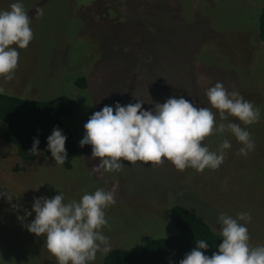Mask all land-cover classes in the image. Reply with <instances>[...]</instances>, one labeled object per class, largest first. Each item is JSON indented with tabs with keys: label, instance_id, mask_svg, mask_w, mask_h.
I'll return each instance as SVG.
<instances>
[{
	"label": "rangeland",
	"instance_id": "rangeland-1",
	"mask_svg": "<svg viewBox=\"0 0 264 264\" xmlns=\"http://www.w3.org/2000/svg\"><path fill=\"white\" fill-rule=\"evenodd\" d=\"M17 0H0L8 10ZM31 18L33 40L19 49L14 78L0 77L4 95L45 101L58 96L74 102L63 119L75 156L69 170L54 158L37 155L20 161L15 149L0 141V264H58L46 248V238L26 225L35 218L34 198L63 193L65 202L79 201L97 189L114 192L116 203L105 209L102 229L111 249L136 252L149 241L174 233L168 219L173 205L198 216L220 235L218 217L247 212L250 245H264V43L257 38L260 0H20ZM43 8V16L36 8ZM85 86H73L76 78ZM217 82L238 91L260 109L257 123L245 126L255 149L239 154L243 145L225 132L202 145L219 153L227 139L225 159L218 169L179 171L170 162L125 165L120 172L93 173L99 158L92 146L80 147L84 125L105 105L145 103L152 109L169 98H185L196 107H211L206 90ZM137 98V99H136ZM115 110V108H114ZM4 193V195H2ZM25 209L32 212L23 221ZM221 236V235H220ZM103 247V245L101 246ZM102 252L89 264H100Z\"/></svg>",
	"mask_w": 264,
	"mask_h": 264
},
{
	"label": "clouds",
	"instance_id": "clouds-1",
	"mask_svg": "<svg viewBox=\"0 0 264 264\" xmlns=\"http://www.w3.org/2000/svg\"><path fill=\"white\" fill-rule=\"evenodd\" d=\"M36 13L43 16V8L37 7ZM31 18L20 0L12 3L8 10H0V77L6 81L14 78L19 62V49H25L33 40ZM5 89L0 87V93ZM211 107H196L181 97L169 98L163 104L155 103L152 109H143L145 103L122 106L115 102L105 105L93 113L85 123V135L80 147L92 146V157L99 158L93 173L120 172L125 165L122 160L135 164L160 165L170 161L177 170L194 168L203 172L205 168L218 169L225 159V149L231 147L225 139L220 144L219 153L211 151L202 142L209 136L226 131L234 134L243 147L239 154L247 156L255 149L251 133L235 122L216 123V113L220 120L227 121L229 116L236 117L245 126L257 123L260 109L236 90L229 92L221 82L206 90ZM66 135L58 126L53 128L47 138L48 150L56 164L63 165L67 159L65 149ZM40 141L33 139L31 152L39 154ZM4 195V193H2ZM116 203L114 192L103 188L94 193H85L77 201L65 202L63 193L53 198H34L32 211L35 218L27 224V230L36 236L46 238V248L58 264H89L96 259L97 252L107 254L111 250L110 238L102 229L108 225L105 209ZM23 221L32 212L27 209ZM247 212L233 218L226 213L220 214L218 223L223 238L218 251L211 257L205 255L209 245L205 240L196 243L191 252L179 264H264V245L252 247L249 243L248 228L238 221L251 222ZM103 245V247H101Z\"/></svg>",
	"mask_w": 264,
	"mask_h": 264
},
{
	"label": "trees",
	"instance_id": "trees-1",
	"mask_svg": "<svg viewBox=\"0 0 264 264\" xmlns=\"http://www.w3.org/2000/svg\"><path fill=\"white\" fill-rule=\"evenodd\" d=\"M257 19V38L264 43V0ZM73 86L83 89V78H76ZM74 102L65 96L45 101L25 100L0 93V141L15 149L16 157L23 162H31L38 155L31 152L33 139L38 138L39 155L50 158L47 138L53 128L58 126L66 135L65 149L67 159L62 169L69 170L75 156V145L69 131L61 129L63 119L73 113ZM168 219L174 233L153 239L136 252L111 249L104 254L100 264H179L185 255L196 247V243L205 240L209 245L204 251L211 257L217 252L223 238L214 233L198 216L185 208L173 205L168 210Z\"/></svg>",
	"mask_w": 264,
	"mask_h": 264
}]
</instances>
